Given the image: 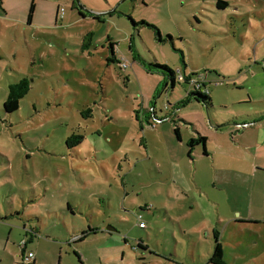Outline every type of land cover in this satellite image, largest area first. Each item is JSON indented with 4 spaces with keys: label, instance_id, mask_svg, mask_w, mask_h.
I'll list each match as a JSON object with an SVG mask.
<instances>
[{
    "label": "rangeland",
    "instance_id": "obj_1",
    "mask_svg": "<svg viewBox=\"0 0 264 264\" xmlns=\"http://www.w3.org/2000/svg\"><path fill=\"white\" fill-rule=\"evenodd\" d=\"M158 66L211 102L176 107L196 93ZM263 115L264 0H0V264H209L214 230L226 264H264V150L232 139Z\"/></svg>",
    "mask_w": 264,
    "mask_h": 264
},
{
    "label": "trees",
    "instance_id": "obj_2",
    "mask_svg": "<svg viewBox=\"0 0 264 264\" xmlns=\"http://www.w3.org/2000/svg\"><path fill=\"white\" fill-rule=\"evenodd\" d=\"M225 4H226L225 2H221V1H218L216 3L217 7H219V8H222ZM32 8L33 7H31L30 14L32 12ZM29 18H30V15H29ZM113 46H114L113 44H110V49H111V53L113 56L112 59L114 60L116 57L114 56ZM156 68L163 74V76L165 78L164 85L166 86L168 83L170 85V90H172L174 88L176 81L178 83H181L180 81L177 80L178 75L183 76L184 81H182V82H185L186 85H189L190 81H193L194 78L197 77L196 72H191L188 75H186L184 73L181 74L180 72H177L175 74V72L167 66H158ZM198 84H200V83H198ZM213 84H215V83H213ZM195 86L196 85H193L191 87V89L196 94L189 93L188 95H186V97L183 100H181L180 102H178L176 104V107H180V106L185 105L186 102H188L192 98L197 100L198 102L204 104V105H207V103L210 102L209 89L207 88V85L200 84L199 87H195ZM29 89H30L29 82L25 78L21 79L20 81H18L15 84L8 86L6 99L3 103L4 112L6 114L14 112L18 107L19 100L22 99L28 93ZM262 118H264V115L262 116ZM254 122L252 121L251 124H253ZM242 124H245V123H242ZM173 132H174L177 140H179V134H178V130L176 127L173 129ZM80 143H81L80 137L78 138V137H75L74 135H72L71 137H69L66 140V144L68 146L74 147V145H79ZM186 146L188 148L189 154L192 153L194 148L200 146L202 148V155L204 157L208 155L206 148H205L206 138L203 136H200L197 134L196 137H191L187 141ZM107 230L109 231V229H107ZM213 233H214L215 244H214V250L210 256V259L208 260V263L209 264H226L223 260V250H222V246L218 240V232H216L214 230ZM83 236H85V235H82L79 239L83 238ZM22 247H25L24 243H23ZM23 255H25L24 251H22V253H21L22 257H23Z\"/></svg>",
    "mask_w": 264,
    "mask_h": 264
},
{
    "label": "crops",
    "instance_id": "obj_3",
    "mask_svg": "<svg viewBox=\"0 0 264 264\" xmlns=\"http://www.w3.org/2000/svg\"><path fill=\"white\" fill-rule=\"evenodd\" d=\"M57 10H58V8H57ZM56 20H58V18H57V11H56ZM113 52H114V50H113ZM194 72V71H193ZM168 85V84H167ZM166 85V86H167ZM210 95V94H209ZM210 97V96H209ZM210 102H211V98H210ZM155 116L157 117V119H161V118H158V117H160V116H157L156 114H155ZM168 116L170 117V115L168 114ZM171 120H174V119H176V122L174 121L173 123L174 124H177V123H179V122H183L184 123V125H188L187 124V122H184V120L183 119H181V118H179L177 115H175V114H171V118H170ZM201 119H202V117H201ZM166 120H168V118H166ZM203 120V119H202ZM251 121H255L254 122V125L253 126H250V127H248L247 129H244V131H241L240 132V130H237V131H235L236 132V135L234 136V138H232V139H235V141H236V143H239V140H240V138L241 137H243L244 135H245V133L246 132H248L247 130H250L251 132H253V138L252 137H248V139L249 138H252V139H250L248 142H247V145H246V147L244 148V149H248V151L250 152V151H252L253 152V148H251V147H253L254 146V144L257 146V151H259L260 150V148H263V150H264V118L263 119H261V120H259L258 118H253ZM163 123H164V121H163ZM242 123H251L250 121H247V122H242ZM242 123H240V124H242ZM180 124V123H179ZM177 128V130H178V134H179V140H177L178 142H181V140H182V138L180 137V125H175V126H173V129L174 128ZM193 128V127H192ZM210 130V129H209ZM238 133H240V134H238ZM201 136V135H200ZM191 137H194V136H192V135H190L189 136V138H188V140L191 138ZM186 143H187V141H186ZM206 144H207V139H206ZM255 147V146H254ZM205 148H206V146H205ZM195 150V149H194ZM193 150V151H194ZM193 151H192V153H193ZM207 151V150H206ZM207 154H208V152H207ZM209 155V154H208ZM207 155V156H208ZM251 154L249 153V156H250ZM206 157V156H205ZM181 180L180 179H176V182H177V184H179V182H180ZM179 186L180 187H183L182 186V184L180 185L179 184ZM185 187V186H184ZM197 199V201H198V203L199 204H201L204 200L202 199V198H200V197H197L196 198ZM205 203V202H204ZM213 206H215V204L213 203ZM232 214V213H231ZM230 214V217H229V223L230 224H234V223H237L238 222V219H235L234 220V218H233V216ZM214 217V216H213ZM217 216H215L214 218L215 219H217L216 218ZM247 218L248 219H250V220H248V221H246V220H242V221H245V222H243V223H251V215L249 214L248 216H247ZM240 222V221H239ZM202 223H203V221H202ZM199 227V226H198ZM222 246V245H221Z\"/></svg>",
    "mask_w": 264,
    "mask_h": 264
},
{
    "label": "built area",
    "instance_id": "obj_4",
    "mask_svg": "<svg viewBox=\"0 0 264 264\" xmlns=\"http://www.w3.org/2000/svg\"><path fill=\"white\" fill-rule=\"evenodd\" d=\"M63 16H64V9L63 8H58V10H57V18H58V20H62L63 19ZM118 63H119V65H120V67L122 68V69H125L127 66L123 63V60H120V61H118ZM202 77V76H201ZM178 81H180V82H182V81H184V78H183V76L182 75H178V79H177ZM200 79L198 78V76L197 77H195L194 78V80L193 81H190V85H196L195 87H199L200 86V84H202V83H200V81H199ZM203 80V79H202ZM198 83H200V84H198ZM205 84V83H204ZM203 84V85H204ZM154 121V123L155 124H158V123H161V122H163L164 120H161V119H154L153 120ZM249 126H251V123H245V124H238L237 125V127L238 128H240L241 130L242 129H246V128H248ZM137 220H138V222H139V225H138V227L139 228H143L144 227V225H143V223L141 222V217L138 215L137 216ZM22 246H23V244H22ZM23 262L24 263H26V262H28L29 261V259H31L32 258V254L31 253H28L27 255H23Z\"/></svg>",
    "mask_w": 264,
    "mask_h": 264
},
{
    "label": "water",
    "instance_id": "obj_5",
    "mask_svg": "<svg viewBox=\"0 0 264 264\" xmlns=\"http://www.w3.org/2000/svg\"><path fill=\"white\" fill-rule=\"evenodd\" d=\"M108 229V228H107Z\"/></svg>",
    "mask_w": 264,
    "mask_h": 264
}]
</instances>
